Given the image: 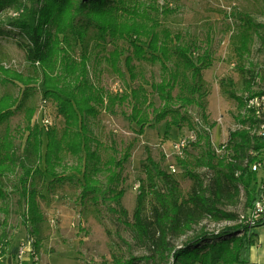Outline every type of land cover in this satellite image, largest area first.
Listing matches in <instances>:
<instances>
[{
    "label": "rangeland",
    "instance_id": "1",
    "mask_svg": "<svg viewBox=\"0 0 264 264\" xmlns=\"http://www.w3.org/2000/svg\"><path fill=\"white\" fill-rule=\"evenodd\" d=\"M0 0V68L4 67L33 76L28 86L10 81L0 71V98L10 95L18 99L15 113L0 123V138L13 142L12 152L19 161L25 154L29 131L27 126L30 109H34L31 126L39 124L44 131L43 152H46L47 130L56 129L61 138L65 119L59 114L54 100L44 95L43 73L38 65L26 59L29 44L21 29L11 23L13 18L31 4V0ZM111 4L144 12L157 30L167 29L180 36V42L205 46L213 49V64L194 78L184 62L175 55L165 64L148 60H135L136 78H131L122 57L126 77L115 74L109 64L110 52L115 46L129 47L128 40L100 39L98 30L81 20L87 34L84 39L70 36L72 53L79 59L83 53L89 56V80L95 86L110 94H129L132 89L143 87L141 98H146L144 115L153 120V109L165 106L153 84L163 80L174 83L171 103L174 112L159 123L141 127L131 122L128 116L133 112L134 100L117 103L106 108L99 107L97 116L86 117L92 149L101 159V171L96 174L104 192L108 188L124 190L120 202L112 200L113 193L83 197V174L80 160L68 151L61 152L62 163L57 165L63 181L52 176H43L34 171L30 179L38 194L36 202L42 220L34 221L27 198L23 195L20 177L23 170L16 165L13 170L0 175V240L6 238V253L0 257L13 256L17 263L28 264H102L114 256H142L149 253L148 247L136 238L133 227V212L138 195L146 194L144 215L152 217L156 203L154 191L166 190L170 182H177L178 195L185 198L195 185V173L209 183L213 173L196 166V160L203 152V142H198L200 133L209 132L215 150L221 148L232 130L243 127L239 117L245 110L230 96H247L246 79L253 74L256 80L253 89L264 91V0H109ZM54 31V29H51ZM175 42L172 43L174 46ZM1 70V69H0ZM198 88V92H194ZM181 97L196 98L201 105L183 104ZM149 104H151L149 106ZM153 105V106H152ZM250 105H257L253 100ZM175 120L176 123H172ZM168 123L171 127L168 128ZM48 127V128H47ZM195 136L189 146L179 154L178 141ZM128 153V157H127ZM160 163L168 174L162 178L150 174L145 164L148 154ZM123 160L121 167L112 165L115 180L110 181L108 162ZM82 168L84 162H82ZM29 164V163H26ZM45 170L44 161L32 164ZM174 165L176 171L172 170ZM259 184V178H258ZM245 194L236 206H228L239 213L244 212ZM121 208L127 210L126 214ZM232 222L215 223L205 220L203 225L209 231L222 230ZM38 227V231L36 228ZM200 227V226H199ZM187 237L177 240L179 244ZM36 245L38 259L31 256L18 259L17 252L24 245ZM1 251V248H0Z\"/></svg>",
    "mask_w": 264,
    "mask_h": 264
},
{
    "label": "trees",
    "instance_id": "2",
    "mask_svg": "<svg viewBox=\"0 0 264 264\" xmlns=\"http://www.w3.org/2000/svg\"><path fill=\"white\" fill-rule=\"evenodd\" d=\"M81 20L94 26L103 41L128 40L129 47L115 46L108 58L113 72L122 78L126 77L122 60L124 55L127 71L133 79L136 78V59L165 64L175 55L191 70L194 78L209 68L214 60L210 43L205 46L182 43L179 35L175 36L167 29L157 30L156 24L150 23L144 12L111 4L109 0H31L30 6L23 9L11 23L19 27L28 39L26 59L41 69L44 95L55 101L59 114L65 119V129L59 138L56 129L48 128L44 153V131L39 124L31 126L35 110L30 109L27 118L28 147L19 161L12 152L13 142L0 138V175L21 164L22 192L28 200L35 222L42 220L43 215L36 202L38 192L30 179L37 170L43 176L63 181L65 178L59 176L57 165L62 163L61 152L64 150L78 157L81 162L79 168L75 169L83 174V197L93 195L94 199H98L100 194L106 192L113 193L109 197L116 202H120L123 197V189L116 191L110 187L104 192L96 177L101 171V159L90 144L92 137L86 117L97 116L100 106L108 108L131 97L134 100L133 112L128 118L137 123L141 131L147 125H152L150 121L159 123L170 114L174 117L175 110L171 106L175 100L172 81L165 79L153 84L160 98L165 101L162 109H153V120L144 115L146 98L142 99L140 92L143 87L139 90L132 89L129 94L114 95L90 82L88 54L85 52L76 59L70 43V36L81 40L87 34ZM0 69L10 81L28 86L34 80L33 76H25L4 67ZM255 80V74L246 79L247 96L230 93L245 112L238 118L243 127L230 132L224 143L226 150L223 154L216 152L209 132L199 135L198 142L204 141V146L201 156L196 160V166L213 173L210 182L206 183L190 172L191 177H195V185L187 197L180 198L177 193L179 184L167 180L169 187L166 190L154 191L156 203L150 218L143 213L146 194L141 192L131 226L135 238L148 247L149 253L128 258L114 256L111 261L106 260L102 264H251V248L255 245L257 236L255 227L246 220L260 195V177L252 169V164L264 160V135L254 132L264 122V91L253 89ZM198 91V88H194V92ZM180 100L184 105H201L196 98L181 97ZM253 100H257L258 106L250 105ZM17 102L18 99L10 95L0 98V123L15 113ZM171 121L176 123L174 119ZM167 127L170 128L171 124L168 123ZM37 161H44V171L38 166L33 168L32 164ZM147 161L145 168L150 174L165 179L169 177L151 153L148 154ZM123 164V160L108 162V169L112 172L111 182L116 179L112 165L121 167ZM242 190L245 194L244 212L239 213L228 206L240 203ZM121 212L126 214L127 210L121 208ZM205 220L233 224H227L222 230L209 231L203 225ZM36 230H39L38 227ZM181 237L187 238L179 244L177 240ZM5 238L3 236V240H0V257L6 253Z\"/></svg>",
    "mask_w": 264,
    "mask_h": 264
},
{
    "label": "built area",
    "instance_id": "3",
    "mask_svg": "<svg viewBox=\"0 0 264 264\" xmlns=\"http://www.w3.org/2000/svg\"><path fill=\"white\" fill-rule=\"evenodd\" d=\"M257 104L259 103L257 102ZM254 132L260 136L264 135V122L257 129H255ZM195 138L196 137L193 135L181 138L176 144V149L178 153L182 154L183 150L186 149L189 146V144L192 142V140ZM225 150H226V144H224L221 148H217L216 152L219 154L220 153L223 154ZM171 167L173 171H176L174 165H171ZM252 169L255 172H257L260 177L259 179L260 195L254 204L251 214L247 217L246 222L249 225L256 227L257 225L264 223V160H258L254 162L252 164ZM28 255L31 256L34 260L38 259L35 246L32 245V243H29L27 246L24 245L17 252L18 259L20 260L22 259V261L23 259L27 258ZM0 264H2L1 261Z\"/></svg>",
    "mask_w": 264,
    "mask_h": 264
},
{
    "label": "crops",
    "instance_id": "4",
    "mask_svg": "<svg viewBox=\"0 0 264 264\" xmlns=\"http://www.w3.org/2000/svg\"><path fill=\"white\" fill-rule=\"evenodd\" d=\"M254 232L257 236L255 245L251 248L250 259L251 264H264V223L257 225L254 228ZM3 264H21L17 263L13 256H7L3 260ZM28 264V263H22Z\"/></svg>",
    "mask_w": 264,
    "mask_h": 264
}]
</instances>
